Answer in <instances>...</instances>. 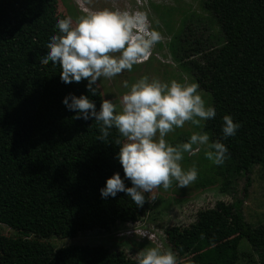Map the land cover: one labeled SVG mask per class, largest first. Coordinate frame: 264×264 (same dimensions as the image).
I'll list each match as a JSON object with an SVG mask.
<instances>
[{
    "label": "trees",
    "instance_id": "1",
    "mask_svg": "<svg viewBox=\"0 0 264 264\" xmlns=\"http://www.w3.org/2000/svg\"><path fill=\"white\" fill-rule=\"evenodd\" d=\"M58 1L0 0V226L18 234L0 233V264H137L125 252L102 246L48 243L141 223L153 208L150 193L141 207L125 193L100 196L106 179L124 175L115 158L118 133L112 129L107 140H98L99 125L75 119L61 101L69 93L84 94L99 110L102 92L96 84L91 95L85 80L64 84L59 65L39 62L49 34L58 32L55 21L65 17ZM203 4L221 33L217 46L183 38L170 50L211 95L216 116L205 121L204 131L228 148L221 192L242 176L246 195L250 174L264 168V0ZM224 115L240 123L235 136L222 138ZM242 206L241 200L219 201L200 210L188 227L167 230L176 264H240L255 255L264 264V223L250 224ZM244 239L252 252L239 251Z\"/></svg>",
    "mask_w": 264,
    "mask_h": 264
},
{
    "label": "clouds",
    "instance_id": "2",
    "mask_svg": "<svg viewBox=\"0 0 264 264\" xmlns=\"http://www.w3.org/2000/svg\"><path fill=\"white\" fill-rule=\"evenodd\" d=\"M55 26L58 32L49 34L40 64L59 65V77L64 84L85 80L91 95H96L94 85L101 78L131 71L133 65L147 60L161 39L158 31L150 30L142 11L104 9L81 15L75 22L70 16L57 19ZM125 87L119 108L113 99H102L97 110L84 94L77 97L69 93L61 101L66 110L76 113L75 119L94 120L99 125L98 140H107L112 129L118 133L115 145L119 151L115 158L124 175L122 178L117 172L106 179L99 190L102 199L125 193L141 207L145 193L157 187L168 189L171 181L184 187L197 178L195 166H181L185 153L199 152L203 147L205 158L212 164L222 165L227 159L225 144L221 140L210 141L204 131L193 132L187 142L176 145L165 139L185 122L199 126L216 116L215 107L202 98L198 83L162 82L144 76ZM222 121V138L235 136L241 127L230 115H224ZM125 181L132 186L126 187ZM137 264H176V258L171 250L157 245L141 250Z\"/></svg>",
    "mask_w": 264,
    "mask_h": 264
},
{
    "label": "rangeland",
    "instance_id": "3",
    "mask_svg": "<svg viewBox=\"0 0 264 264\" xmlns=\"http://www.w3.org/2000/svg\"><path fill=\"white\" fill-rule=\"evenodd\" d=\"M203 3L204 0H59L58 12L65 17H72L75 22L81 15L104 9L142 11L146 15L150 30L160 33L161 39L153 46L147 60L133 65L131 71L123 70L115 77L101 78L96 82L103 98L113 99L119 108L120 98L127 91L125 84L130 86L141 77L158 78L162 82H194L191 72L180 64L170 47L178 48L184 42L183 38L186 43L195 38L200 39L204 41L206 48L217 46L216 41L221 37V33L214 18L204 9ZM183 27H188L184 37L180 35ZM200 92L206 103L212 105L211 95L203 90ZM204 123L205 121H202L196 126L190 121L185 122L181 128L168 133L165 139L172 145L187 142L193 132L204 131ZM209 138L212 141L210 134ZM204 151L201 147L199 152L185 153L181 161L182 168H197V178L193 182L178 187L175 181H171L168 189H153L150 193L153 197V208L141 223L128 224L110 233L93 231L79 234L74 239L52 238L48 243L54 248L102 246L111 251L125 252L137 260V254L147 247L159 245L161 249L172 251L166 231L172 227H188L195 221L200 210L213 208L219 201L232 203L241 200L246 220L255 227L264 223V168H254L249 176L251 184L246 195L244 189L247 180L242 176L231 183V189L221 192L220 187L222 188L224 182L221 175L225 168L223 164H212L205 158ZM143 231L147 233L146 238L139 235ZM0 233L7 237L18 235L5 225L0 226ZM149 235L152 238L148 240ZM239 251L250 253L252 247L244 239L239 245ZM175 258L177 263L176 254ZM250 260L243 258L240 264H258L256 255Z\"/></svg>",
    "mask_w": 264,
    "mask_h": 264
},
{
    "label": "built area",
    "instance_id": "4",
    "mask_svg": "<svg viewBox=\"0 0 264 264\" xmlns=\"http://www.w3.org/2000/svg\"><path fill=\"white\" fill-rule=\"evenodd\" d=\"M138 231H139V230H138ZM146 234H147V233H146L145 231H143V232L140 233L139 235L142 236L143 238H146ZM150 235H151V234H150ZM150 235H149V237L152 238V236H150ZM153 236H154V235H153ZM154 237H155V236H154ZM147 238H148V237H147ZM148 240H149V238H148Z\"/></svg>",
    "mask_w": 264,
    "mask_h": 264
}]
</instances>
